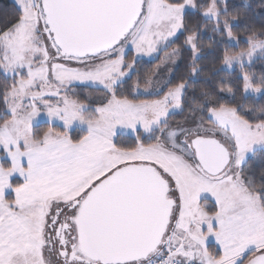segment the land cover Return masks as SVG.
I'll return each mask as SVG.
<instances>
[{
  "label": "snow or ice",
  "instance_id": "6c2138e0",
  "mask_svg": "<svg viewBox=\"0 0 264 264\" xmlns=\"http://www.w3.org/2000/svg\"><path fill=\"white\" fill-rule=\"evenodd\" d=\"M0 264H264V0H13Z\"/></svg>",
  "mask_w": 264,
  "mask_h": 264
},
{
  "label": "trees",
  "instance_id": "16d2710c",
  "mask_svg": "<svg viewBox=\"0 0 264 264\" xmlns=\"http://www.w3.org/2000/svg\"><path fill=\"white\" fill-rule=\"evenodd\" d=\"M13 10V2L11 0H0V16L10 13Z\"/></svg>",
  "mask_w": 264,
  "mask_h": 264
},
{
  "label": "rangeland",
  "instance_id": "374dc122",
  "mask_svg": "<svg viewBox=\"0 0 264 264\" xmlns=\"http://www.w3.org/2000/svg\"><path fill=\"white\" fill-rule=\"evenodd\" d=\"M13 2V0H11Z\"/></svg>",
  "mask_w": 264,
  "mask_h": 264
}]
</instances>
